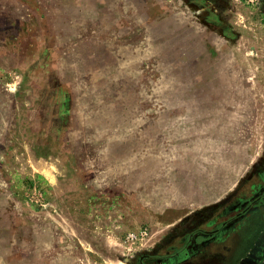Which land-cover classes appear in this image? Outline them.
Listing matches in <instances>:
<instances>
[{"label": "rangeland", "instance_id": "1", "mask_svg": "<svg viewBox=\"0 0 264 264\" xmlns=\"http://www.w3.org/2000/svg\"><path fill=\"white\" fill-rule=\"evenodd\" d=\"M259 188L264 0H0V264H169Z\"/></svg>", "mask_w": 264, "mask_h": 264}, {"label": "crops", "instance_id": "2", "mask_svg": "<svg viewBox=\"0 0 264 264\" xmlns=\"http://www.w3.org/2000/svg\"><path fill=\"white\" fill-rule=\"evenodd\" d=\"M205 227L195 231L205 232ZM248 237L249 245L244 246ZM195 239L176 246L169 264H231L233 255L241 250L245 252L233 264H264V202L243 215L239 226L216 240L198 235Z\"/></svg>", "mask_w": 264, "mask_h": 264}, {"label": "flooded vegetation", "instance_id": "3", "mask_svg": "<svg viewBox=\"0 0 264 264\" xmlns=\"http://www.w3.org/2000/svg\"><path fill=\"white\" fill-rule=\"evenodd\" d=\"M257 191H255V193L257 192L256 196L252 199V200H248L246 202V207L244 211H241L240 213H238V218L241 219L243 217V215H245L247 212H249L250 210H252L254 207L257 206L258 203H263L264 202V191H260L261 188L256 189ZM252 205V206H251ZM248 210V211H247ZM247 211V212H246ZM246 212V213H245ZM241 221V220H240ZM217 231V229H214L212 232ZM205 233V232H202ZM202 237H204L203 235H201ZM206 238V237H205ZM209 239V238H207ZM196 242V239H195ZM264 257V256H263Z\"/></svg>", "mask_w": 264, "mask_h": 264}, {"label": "trees", "instance_id": "4", "mask_svg": "<svg viewBox=\"0 0 264 264\" xmlns=\"http://www.w3.org/2000/svg\"><path fill=\"white\" fill-rule=\"evenodd\" d=\"M201 235V234H200ZM202 235L206 238H209L208 240H212L213 239V234H208V233H202Z\"/></svg>", "mask_w": 264, "mask_h": 264}, {"label": "built area", "instance_id": "5", "mask_svg": "<svg viewBox=\"0 0 264 264\" xmlns=\"http://www.w3.org/2000/svg\"><path fill=\"white\" fill-rule=\"evenodd\" d=\"M260 0H246V3H259Z\"/></svg>", "mask_w": 264, "mask_h": 264}]
</instances>
